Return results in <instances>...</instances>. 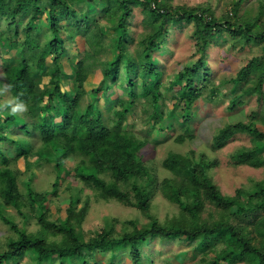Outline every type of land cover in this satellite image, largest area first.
Returning <instances> with one entry per match:
<instances>
[{
	"label": "trees",
	"instance_id": "16d2710c",
	"mask_svg": "<svg viewBox=\"0 0 264 264\" xmlns=\"http://www.w3.org/2000/svg\"><path fill=\"white\" fill-rule=\"evenodd\" d=\"M79 2L83 7L76 9ZM137 8L143 16L138 31ZM0 21V70L10 86L7 92L28 105L22 116L0 112V219L14 233L0 250V264H21L24 258L29 264H150L151 253L143 247L152 240L164 244L165 250L177 242L181 252L199 254L190 263L170 264H264V176L249 187L223 193L208 173L217 158L170 151L161 160L169 174L158 179L140 153L149 139L139 138L124 124L126 115L141 105L151 123L148 132L173 127L166 121L168 115L182 117L189 131L193 103L206 86L214 93L202 50L227 34L232 47L241 39L240 46L261 51L229 79L230 107L241 104V96L255 94L259 112L221 126L213 135L214 144L222 147L245 132L253 144L237 149L231 155L233 164L264 169V0H231L219 15L209 6H172L169 0H0ZM189 23L200 55L170 77V96L161 90L162 72L154 52L175 26L182 29ZM101 37L110 45L103 61ZM12 49L15 53L7 55ZM97 73L98 81L86 88ZM200 78L203 83L198 84ZM114 86L122 88L124 98L109 97ZM3 96L0 91V102ZM167 97L173 98L169 113L163 107ZM108 100L117 105L104 124L102 104ZM5 141L12 143V155L1 145ZM20 158L22 170L15 162ZM71 158L77 162L68 167L64 161ZM39 160L52 162L55 171L51 189L41 192L31 184L33 163ZM70 169L96 200L133 207L146 221H120L110 215L98 229L85 230L90 200L88 194L82 197L83 187L74 189L64 214L53 219L46 207L48 195H56ZM25 172L28 177L22 179ZM156 192L175 204L177 212L163 220L151 213ZM8 206L25 219L34 218L38 229L17 227L5 213Z\"/></svg>",
	"mask_w": 264,
	"mask_h": 264
},
{
	"label": "rangeland",
	"instance_id": "374dc122",
	"mask_svg": "<svg viewBox=\"0 0 264 264\" xmlns=\"http://www.w3.org/2000/svg\"><path fill=\"white\" fill-rule=\"evenodd\" d=\"M231 0H169L171 5L183 4L186 6H209L214 11L216 15L223 13L228 9V2ZM253 4H257V0H253ZM77 7V8H76ZM76 9L83 7L82 2L76 4ZM89 17V20L91 19ZM43 22V18L40 20ZM143 21L142 13L135 10L134 25L136 30H141ZM3 21H0V29L3 28ZM176 28L171 30L167 37L165 38L164 45L161 46L160 50L154 52V55L158 58V63L161 75V90L166 94L171 96L173 89L167 88V83L170 77L173 76L181 67L189 61H195L199 55L200 51L194 44V40L191 38L192 30L194 28L192 23L186 25L185 28ZM214 37H217L215 35ZM100 61H103L107 56H109L110 45L109 41L105 38H100ZM243 40L240 39L239 45L231 46L230 36L225 34L222 35L217 41L213 40L208 46L202 50L203 58L205 62L210 67L208 85L213 87L214 93L211 95L209 86H206L202 90V95L195 101L192 105L191 119L189 131L183 128L182 117L172 118L170 115L167 116L166 121L171 123L173 127L166 128L165 130H154L150 131L151 123L146 122V115L142 110V106L138 105L132 112L126 115L124 124L130 130H132L139 138L147 137L149 143L144 146L140 153L142 154V160L150 167V169L155 173L158 179L169 174L168 170L161 166V160L170 151L179 152L182 154L199 155L204 154L208 159L217 158L218 162L215 166L208 170L211 174L213 181L218 185L223 193H232L236 187H249L254 180H259L264 176V169L261 167H251L248 165H235L233 164L232 154L242 147H251L253 142L251 141L249 134L245 132L235 134L231 139L226 141L222 147H216L214 144L213 135L217 130L226 123L235 122L238 120H247L251 113L257 115L259 112V103L256 99L255 94H249L246 96H241L243 99L241 104L230 107V97L232 92L230 90L231 82L230 77L243 66L251 57L259 55L261 51L256 46L249 47V45L240 46ZM15 50L12 49L7 55H12ZM75 52L73 54L74 58ZM63 64L67 67L66 57L62 58ZM98 73L90 77V80L86 82V88H89L92 84L98 81ZM255 79V78H254ZM198 84L203 83L200 78L197 81ZM253 83V81H249ZM6 84L5 79L0 70V91L3 92L4 100L11 99L8 92L2 87ZM264 89V83L262 85ZM177 87L175 86L174 89ZM109 97L124 98L122 94V88L119 86H114L113 90L108 91ZM238 98V99H240ZM144 99H139L142 101ZM118 101V100H117ZM112 102V103H111ZM107 104H102V119L103 123L106 124L110 121L112 115V109L117 105L115 100H112ZM173 98L167 97L164 101V110L169 113L172 109ZM178 116V115H177ZM15 132L19 133V130L15 127L12 128ZM183 136V140H177L178 136ZM34 145L38 142L33 138ZM8 153L12 155L14 150L12 149V143L5 141L1 143ZM264 154V147L260 150ZM31 159H35L32 156ZM16 165L19 169H23V162L20 158L16 160ZM65 165L72 167L76 162L77 158L66 159ZM25 172L22 173L20 177L26 179L28 176ZM33 173L31 184L37 192L50 190L52 181L54 180L55 171L52 162H46L45 160H39L33 163ZM72 169H70V174L59 181V188L56 195H48L49 201L46 202V207L51 214V217L55 219L58 215L62 216L64 214L65 208L67 206V199L71 195L76 187H83L81 192L82 197L88 194L87 197L89 201V207L87 214L83 220L82 227L87 231L98 229L99 226L103 225L106 217L110 215L116 216L121 221L125 218H136L139 222L146 221V217L141 214L137 209L123 205L117 201L109 200L104 201L101 199L96 200L92 195V191L84 186L83 183L73 178ZM20 189L24 193L25 190L20 184ZM22 213L27 212L25 207H21ZM177 212V207L175 204L168 202L165 197L156 192L151 200V213H153L159 220H163L167 214L172 215ZM5 213L8 217L12 218L17 224V227L25 228L27 231H35L38 229V225L34 218L25 219L23 215L16 212L13 207H5ZM118 222L115 223V227L120 229ZM87 233V232H86ZM88 235V234H87ZM14 233L10 224H5L0 219V250L4 249L7 244V240L13 237ZM171 250H165L166 246L160 244L157 241H150L148 244L144 245V250L150 252L152 257V262L150 264H170L180 263L183 261L190 263L191 261L197 259L199 254L194 252L195 250H183L181 252L177 242H174L170 246ZM161 248V250H159ZM197 250V249H196ZM124 256V251L121 252ZM55 261V260H53ZM21 264H29L27 258L21 261ZM43 264H48L44 262ZM52 264H56L53 262Z\"/></svg>",
	"mask_w": 264,
	"mask_h": 264
},
{
	"label": "clouds",
	"instance_id": "9594fccd",
	"mask_svg": "<svg viewBox=\"0 0 264 264\" xmlns=\"http://www.w3.org/2000/svg\"><path fill=\"white\" fill-rule=\"evenodd\" d=\"M4 90L8 91L10 86L4 84L2 87ZM28 111V105L20 100L19 98H11L0 102V112H7L11 116H22Z\"/></svg>",
	"mask_w": 264,
	"mask_h": 264
}]
</instances>
